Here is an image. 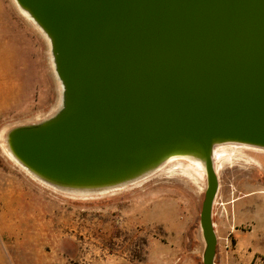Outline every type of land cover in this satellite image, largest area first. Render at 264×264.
<instances>
[{
	"label": "water",
	"instance_id": "95a60500",
	"mask_svg": "<svg viewBox=\"0 0 264 264\" xmlns=\"http://www.w3.org/2000/svg\"><path fill=\"white\" fill-rule=\"evenodd\" d=\"M51 40L62 110L7 136L62 187L102 189L173 153L204 163L202 264H213L216 142L264 149V0H17Z\"/></svg>",
	"mask_w": 264,
	"mask_h": 264
},
{
	"label": "rangeland",
	"instance_id": "374dc122",
	"mask_svg": "<svg viewBox=\"0 0 264 264\" xmlns=\"http://www.w3.org/2000/svg\"><path fill=\"white\" fill-rule=\"evenodd\" d=\"M61 91L48 42L0 0V264H202L205 171L164 165L117 190H53L10 159L15 128L54 116ZM213 264H264V149L219 154ZM254 247V249H252Z\"/></svg>",
	"mask_w": 264,
	"mask_h": 264
},
{
	"label": "bare ground",
	"instance_id": "6f19581e",
	"mask_svg": "<svg viewBox=\"0 0 264 264\" xmlns=\"http://www.w3.org/2000/svg\"><path fill=\"white\" fill-rule=\"evenodd\" d=\"M13 2L15 3L18 11L26 18L28 19L32 25L34 27H36L41 34L44 36V38L46 39V41L48 42V46H49V50H50V62L53 68V72L57 78V81L59 83L60 86V91H61V106L59 108V110L57 111V113L50 117L54 118L63 108L64 105V86L62 84V82L59 80V78L56 75L55 72V64H54V59H53V54L51 52V40L49 35L47 34V32L41 27V25L37 22V20L32 16L31 12L23 7L21 4H19V2L17 0H13ZM47 119V120H49ZM7 143V148H8V154L10 156V159L12 161H14L17 165H19L22 169H24L26 171V173H28L30 176H32V178H34L35 180H37L38 182H40L41 184L53 189V190H58L64 193H71V194H84V193H89V192H103V191H108V190H117L119 188H122L126 185H131L134 183H137L145 178H147L148 176L152 175L153 173L159 171L164 165H168L171 164L173 162H181V161H187V162H191L194 165H196L202 172H204V163L203 160L201 158V156L197 153H193V152H177V153H173L171 155H169L168 157H166L164 160H162L159 164H156L153 167L148 168L147 170L143 171L142 173L125 180L124 182H121L119 184L116 185H111V186H107L104 187L102 189H96V188H69V187H62L59 186L57 184H54L53 182H50L48 180H45L44 178H42L41 176L37 175L35 172H33L30 168H28L26 165H24L18 158L17 156L12 152L11 148H10V142H9V138L6 141ZM236 148V149H247V148H254L255 146H251L245 143H241V142H235V141H221V142H216L213 144L212 146V162H213V167L214 170L216 172V174H218V171L220 169V165L221 162L219 161V154L220 152H222L225 148ZM258 148V147H255Z\"/></svg>",
	"mask_w": 264,
	"mask_h": 264
},
{
	"label": "crops",
	"instance_id": "0c3cea01",
	"mask_svg": "<svg viewBox=\"0 0 264 264\" xmlns=\"http://www.w3.org/2000/svg\"><path fill=\"white\" fill-rule=\"evenodd\" d=\"M252 249H254V247H252ZM250 258H247L248 259V262L247 264H251L252 263V260H253V256H249Z\"/></svg>",
	"mask_w": 264,
	"mask_h": 264
}]
</instances>
